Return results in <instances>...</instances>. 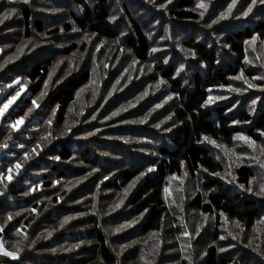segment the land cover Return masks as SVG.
<instances>
[{
    "label": "trees",
    "instance_id": "16d2710c",
    "mask_svg": "<svg viewBox=\"0 0 264 264\" xmlns=\"http://www.w3.org/2000/svg\"><path fill=\"white\" fill-rule=\"evenodd\" d=\"M126 1L133 3V0ZM116 2L123 3L122 0H28V3L0 0V91L19 80L30 94L21 100L15 112L3 118L0 126V145L8 144L5 153L16 155L3 160L4 166L0 169V224L4 225L0 244L5 251L18 252L17 259L0 254V264L168 263L169 238L163 239L164 249L159 252L149 246L144 253H137L133 242L135 232L149 234L163 230L161 222L166 205L159 195V187L165 177L178 181L186 175L198 180L200 187L188 206L204 218L223 213L242 224L244 231H253L261 225L258 219L264 216V204L247 194L243 198L224 185L222 152L216 143L228 145L237 134L255 141V145L264 140L261 134L264 133V100L247 96L249 84L254 89L264 88V80H258L254 71L256 66L264 69V4L257 0L252 7V11L260 8L255 24L244 26L242 34L233 31L227 36L216 30V23L233 0H213L208 13L217 21L216 25L211 24L209 32L202 27L195 29V33L191 30V35L185 27L191 29L193 24L200 23V16L194 10L199 0H176L174 6L167 7L169 11L163 17L156 10L151 16L144 14L148 8L137 1L130 13L125 8L116 12L115 7H123H113ZM241 2L236 0L226 18L234 19ZM246 2L247 11L251 0ZM12 8L16 11L4 18ZM110 16H121L130 32L124 34ZM164 27L169 29L167 37H163ZM77 32L96 41L121 42L132 61L149 64L147 84L151 89L165 83L166 90L152 101L135 98L127 102L125 107H129L118 118L119 122L114 123L122 125L103 130L104 124L115 120L110 119L114 107L110 106L116 91L128 83L133 72L118 65L119 70L114 68L116 72L107 73L110 77L105 76L99 85L102 71L97 53L94 55V64L98 66L93 72L95 82L89 83L92 49L67 44ZM253 36L257 38L254 42ZM157 37L162 38L157 43L162 50L153 52L151 39L155 41ZM72 52L74 61L65 58L62 63L58 62V55L64 57ZM111 57L118 58L116 49ZM181 64L189 72L187 83L186 74L183 80L179 78L182 71L177 74ZM105 67L100 69L106 71ZM154 69L158 74L153 73ZM241 74L242 79H234ZM247 78H250L249 84L245 82ZM109 92L112 94L108 95ZM224 93L237 96L242 110L234 108L237 104L231 99L224 104H211L216 94L226 96ZM167 95L178 97L169 115H173L179 128L166 139L156 125L168 113L160 109ZM209 97L211 101L205 104ZM137 103L140 104L134 106ZM35 115L39 123L27 124L17 132L11 129L10 124L16 119L31 120ZM145 117V122L140 123ZM131 129L147 134L133 136ZM89 132L94 133L89 135L91 139L99 141L100 155L93 161L88 158L89 143V147L83 146L82 152L76 155L66 142L67 139L81 141L80 137ZM151 133L157 134L153 140L147 137ZM11 137L14 144L9 142ZM165 140L168 145L163 143ZM20 146L23 149L19 151ZM115 146L120 148L119 153L114 150ZM143 148L149 149L152 156L142 168L134 165L135 170L126 171L119 167L125 163L122 156L140 155ZM56 157H59L57 161ZM72 158L75 165L70 161ZM18 163L21 168L17 176L10 182L4 179L6 170ZM149 168L153 170L149 172ZM141 173L153 179L144 178L141 184L135 185ZM62 175L59 185L53 186V180ZM235 177L247 191L254 174L247 167H239ZM60 182L67 187L63 189ZM117 204L120 206L116 207ZM8 215L12 220L6 222ZM121 245L127 247L121 248ZM138 254L143 257L136 258ZM233 261L219 254L216 246H209L202 264H234Z\"/></svg>",
    "mask_w": 264,
    "mask_h": 264
},
{
    "label": "rangeland",
    "instance_id": "374dc122",
    "mask_svg": "<svg viewBox=\"0 0 264 264\" xmlns=\"http://www.w3.org/2000/svg\"><path fill=\"white\" fill-rule=\"evenodd\" d=\"M136 1L139 5H144L148 9L144 12V14H147L148 16L152 13L153 10L160 11L163 17L168 13V6H174L176 0H171V3H167L166 8H159L157 5L160 3H165L166 0H156V4L149 3L148 1H138V0H133L132 4H128V1L122 0L123 3H114L113 7L115 6H120L122 5V8H117L115 7V11L119 12L123 8L126 10H129L130 13V8L136 4ZM131 1H129L130 3ZM135 3V4H134ZM213 0H199V4H204L206 8H198L196 7L194 10L199 14L200 16V23L198 24H193L192 28H188L185 26V30L187 34L189 33L190 35L192 32L191 30L196 32L195 29H199L202 27L205 32H209L210 27L212 26L211 24L214 18L208 13L209 7L212 6ZM198 5V4H197ZM246 6L247 2L246 0H242L238 12L235 15L234 19H221L214 25L217 26V31L221 32L222 35H227L229 36L231 32H242L244 26H251L252 24H255L257 20L259 19L258 17L260 16V8H256L252 11V14L250 15L251 12L247 16H244L242 13L246 11ZM138 7V6H137ZM72 8V7H71ZM70 8V9H71ZM131 11H135V8H132ZM201 12L204 13L203 16H201ZM138 17H140V13H136ZM151 16V15H150ZM135 19V17H133ZM122 17H116V20H114V23L120 28L119 30H122V32L129 33V27H125L124 22H122ZM236 20V21H235ZM181 27V28H182ZM212 28V27H211ZM232 28V29H229ZM168 28L164 27V32H163V37H166L170 34L168 32ZM171 30V29H170ZM77 30H75L76 32ZM148 32V30H147ZM183 32V31H181ZM252 33V32H251ZM250 33V34H251ZM149 34V32H148ZM151 34V33H150ZM242 34V33H241ZM153 36V35H152ZM151 36V37H152ZM204 36V35H203ZM162 38H156L155 41L152 40V45H154V49L156 51L162 50V48H158V41H161ZM119 40V39H118ZM77 44L76 46L80 48L81 46H84L86 50L89 48L92 49V56L90 57L89 64H91V68L89 69V83L91 82L92 84L95 82L96 76H94V68H98L94 64L95 56L97 53H99V70L102 71V75H99V85L102 84V80H104L105 76L107 73H114L116 70H119L118 65L121 66H126L128 67L131 72V79L128 78L127 82L120 90L116 91V96H114L115 101L112 103L110 106L113 107L111 109L112 113L116 112L118 109L120 110L119 114L116 116H110V119H115L111 120L110 123H106L103 125V130H109V128H119L122 124H114L115 122H119V117L121 114H123L126 110L125 105L127 102H131V100L138 98V99H150L149 101H152L154 99H158V94H162V90H166V85H161L157 87L156 89H151V86L147 84L149 81L148 74L151 70L149 64L145 65L142 63H135L134 61L129 58V54L125 49V45H122L121 42H108V41H96L93 39V37H86L84 34L81 32H77L73 34L70 39L68 40L67 44ZM251 45V44H250ZM256 46L253 45V47ZM251 47V46H250ZM118 51V58L115 60H112L111 54L114 50ZM257 52V51H255ZM75 53L72 52L68 56L60 57L58 55V62L62 63L65 58L71 59L74 61ZM259 59H263L259 58ZM109 60L108 63H106ZM112 62V63H111ZM150 63V62H149ZM105 67V70H101L100 68ZM254 71L256 72V78L258 80H264V69L262 66H256ZM130 72V71H129ZM92 73V74H91ZM153 73L158 74V71L154 69ZM186 74V81L188 80L189 77V72L188 70L184 69L179 76L181 78L182 76H185ZM185 78V77H184ZM35 80V79H34ZM147 80V81H146ZM183 80V77L181 78ZM146 82V83H145ZM247 84H249L250 78H247L245 81ZM147 84V85H146ZM17 86L16 88H12L14 86ZM6 85L4 88V91H0V102L3 101V103L0 105V107H3L4 105H8L6 110L4 111L3 115L0 116V126H1V121L3 118L9 115L10 112H15L18 108L19 105L22 103V99L24 100L25 98H29L30 94L27 91V87L24 84H19V80H16L12 85L8 86L7 89ZM147 86H149L150 89H147ZM236 87V86H234ZM256 87H251L250 90H248V97L249 96H257L258 100L263 101L264 100V88H259V89H254ZM145 89V90H143ZM169 89V87H168ZM17 90V91H16ZM86 89H84L85 91ZM142 91V92H141ZM17 92L20 94L17 96ZM239 92V91H238ZM237 92V94H239ZM82 93V92H81ZM77 96V100L80 96V94ZM226 96H222L221 94H216L215 99L211 102V104H224L227 102L228 99H231L232 102H235L237 105L234 108H240V101L238 100L237 96L227 95L224 93ZM233 94V93H232ZM9 95V96H8ZM11 95V96H10ZM172 99H167L169 95L166 96L162 106L160 109H163V112H168L166 113L163 118H159L158 120L160 121V127L159 129L162 130L165 134V138L167 139L169 135L173 136L175 133L174 131L179 128V123L174 119L172 116L169 115L170 109H174L177 105L178 102V97L177 96H172ZM15 97L14 100H12L10 103V98ZM141 104H144L145 102H140ZM134 104V106H137L138 104ZM148 106V104H147ZM171 107V108H170ZM37 109V108H35ZM242 110V109H241ZM20 118L16 119L15 121L10 124V127L13 131H19L23 128L27 127V124H31L34 122H40L38 119L35 117H31V120H27L23 118V122L20 123L17 127H12L13 123L18 121ZM47 120H44L43 122L46 123ZM51 125V124H49ZM99 126V125H98ZM133 128V127H131ZM164 129V130H163ZM170 129V131L168 130ZM131 135L133 136H146V134L139 133L133 129L129 130ZM156 133H151V137L147 135L148 138L154 139L156 137ZM91 136L89 135H84L83 137H80L81 141H73V139H67L66 142L70 144L71 148L74 150L76 155L80 154L82 152L83 146H88V143L90 144L89 150L91 152L89 153V160L93 161V159H98L100 155L99 151V141L97 138H90ZM90 138V139H87ZM11 141V144H14V141L12 137L9 139V142ZM124 141V140H123ZM163 143L165 145H168V142L165 140ZM209 144V142H206ZM8 145V144H7ZM216 146L220 149L222 152V171L223 174L222 176L225 177L224 180V185L227 184V188L237 194V195H242L245 198V195L255 197L257 201H259L261 204H264V194H257L259 192V186L261 183H264V167H261V164H264V153L261 152V149L264 148V140L259 143V145H254V147H249L248 143L243 140L239 139H233L232 142H229L228 145L221 146V144L216 143ZM7 148H1L0 152V169L4 166L3 160L8 159L9 156H14L16 158L15 154H6L5 150ZM23 147H19V151L22 150ZM115 151L118 153L120 152V148H114ZM140 152V155H136L134 153H131V156L127 155L126 157L122 156L123 160L125 163H122L119 167L121 169H132L135 170L136 166H141L138 168H142V164L151 158V151L149 149L143 148ZM11 158V157H9ZM58 159H56L57 161ZM128 162H127V161ZM72 162V165H75L76 161L74 158L70 160ZM134 162V164H133ZM16 164H14L12 167H9L6 170V175L4 176V179L7 181H12V177H16L18 174V171L15 167ZM239 167H247L251 172L254 174V179L251 185V188L253 189L252 192L249 191H244L238 187L239 183L237 182V178L235 177V171ZM61 168L64 167L61 166ZM11 169V171H9ZM56 172V171H55ZM229 173L231 175H229ZM55 173V176H59ZM11 177L9 180L8 177ZM64 175L61 176V178L56 180H53V186L59 185L60 179L63 180ZM73 177V176H72ZM71 177V178H72ZM234 177V180L232 183H229L228 180H231ZM70 178V179H71ZM147 179L148 181L152 180V176H146L144 174L141 177H137L136 183L141 184L143 179ZM39 179V178H38ZM56 179V178H55ZM37 180V179H36ZM40 184L37 185V189H40ZM60 186L64 189L67 186H64L63 183L60 182ZM98 186V185H97ZM200 187V183L196 179H192L185 176H182L181 178L178 179V181H173V178L169 177L161 181L160 185V197L164 201L166 205V214L164 216L163 221L161 222L163 225V230L162 232H152L149 234H142L139 232L134 233V248L137 251V253L140 251L144 253L149 246H151L155 251H163L164 249V243L165 240L164 238H169L170 243L168 245V248L171 247V249L168 252V255L170 256V259L168 260V263L166 264H202L203 258H204V253L205 250L209 246H216L217 251L219 254H223L225 259L232 258L234 260V264H264V216L259 218V225L256 229L253 231H244V228L242 224L239 223V226H237V222L233 221L226 216H217V217H210L207 218V221L205 218L200 215L198 212L192 210L189 208L188 203L191 200V198L196 194ZM167 189V191H165ZM34 188H31V191H33ZM97 196V194H95ZM98 202V199L96 198V203ZM197 226H200L199 228V235H197ZM116 229V228H115ZM187 232L188 235H184V233ZM223 236L224 239H220V237ZM235 237V239H233ZM159 241L160 245H159ZM172 242V243H171ZM191 245V247H189ZM223 248L225 249L224 251H220V249ZM138 257H143L141 255H136V258ZM145 257V256H144ZM235 260H238L235 262Z\"/></svg>",
    "mask_w": 264,
    "mask_h": 264
},
{
    "label": "snow or ice",
    "instance_id": "6c2138e0",
    "mask_svg": "<svg viewBox=\"0 0 264 264\" xmlns=\"http://www.w3.org/2000/svg\"><path fill=\"white\" fill-rule=\"evenodd\" d=\"M24 2H25V3H28V0H24ZM148 2H149V3L156 4V0H148ZM235 2H236V0H233V3H231V4L228 5V9H227V11H226V12H221L220 17H219L218 19H225V18L227 17V15L231 14V10H232L233 6L235 5ZM259 2L262 3V4H264V0H259ZM10 3H11V0H10ZM167 3H171V0H166L165 3H160V4H158L157 6H158L159 8H166V7H167ZM256 3H257V0H251V4L248 5L247 11H244L242 14H243L244 16H247V15L249 14V12L252 11V7H253ZM197 7H198V8H206V6H205L204 4H198ZM15 11H16L15 8L10 9L8 12H6V13L4 14V18H7L8 16L11 15L12 12H15ZM200 14H201V16L204 15L203 12H201ZM109 19H110V20H116V16H110ZM0 22H2V21H0ZM216 22H217L216 20H213V21H212L213 24L216 23ZM74 30H75V29H74ZM256 39H257V38H256L255 36L252 37L253 42H254ZM245 43H248V41H245ZM225 47H227V45H225ZM152 51L154 52V51H156V49H152ZM192 55L194 56L195 53H192ZM165 63H167V61H165ZM183 68H184V65L181 64L180 68L177 69V74H179L181 71H183ZM149 70H151V69H149ZM242 78H243V77H242V74H241V76H239V77H234V79H242ZM45 83L47 84V82H45ZM117 83H119V81H117ZM160 83H163V81H161ZM185 83H187V81H185ZM249 87H253V85L249 84ZM235 91H239V89H235ZM19 94H20V93L17 92V96H18ZM111 94H112L111 92L108 93V95H111ZM93 95H95V93H94ZM14 99H15V97H11L9 103H10L12 100H14ZM167 99H172V97L169 96V97H167ZM211 99H212V98L209 97V100L205 101V104L209 103V102L211 101ZM255 103H256V101L253 100V104H255ZM33 104L36 105V102L33 101ZM37 106H38V105H37ZM7 107H8L7 104L4 105L3 107H0V116L3 115V113H4V111L6 110ZM156 107L158 108V107H160V105H156ZM124 110H126V109H124ZM31 111H32V109L30 108V109H29V112H31ZM119 112H120V110L118 109L116 112H113V113H112V116H116V115H118ZM81 114H82V113H81ZM26 115H27V113H26ZM93 119H95L94 116H93ZM146 119H147V118L145 117V119H144V120H141L140 123H144ZM22 122H23V118H20L18 121H16V122L13 123L12 127H17V126H18L20 123H22ZM48 123H51V121H49ZM234 123H236V122L234 121ZM159 126H160V125H156V127H159ZM69 130H70V129H69ZM168 130L170 131V129H168ZM93 134H94V133H92V132H89V133H88V135H93ZM261 134L264 135V133H261ZM205 139L207 140L208 138L205 137ZM234 139H239V140L246 141V142L248 143L249 147H254V145H255V141H251L250 138L245 137V136H243V135H241V134H237V136H235ZM210 142L213 143V144H215V141H210ZM0 147L7 148L8 145L5 143V144L0 145ZM21 147H22V146H21ZM33 151H35V149H33ZM261 152L264 153V148L261 149ZM26 157H27V154H26ZM56 159H59V157H56ZM260 166H261V167H264V164H261ZM15 167H16V169H17V171H18V170L21 168V165L18 163V164L15 165ZM152 170H153L152 168H149V169H148L149 172H151ZM9 171H11V169H9ZM94 171H95V170H94ZM204 171H207V169H205ZM89 175H91V173H89ZM140 175L143 176L144 173H141ZM213 175H219V173H213ZM229 175H231V174L229 173ZM8 179L10 180L11 177L9 176ZM106 179H107V177H106ZM221 179H225V177L221 176ZM233 180H234V177H233L231 180H228V182H229V183H232ZM78 182H79V181H78ZM249 183L251 184V181H250ZM238 187H239L240 189H242V190H244V188H245L244 185H238ZM246 190L249 191V192H252V191H253V189H252L251 187L247 188ZM165 191H167V189H165ZM0 194H2V193H0ZM257 194H264V183H261V184H260V186H259V192H258ZM121 203H122V201H121ZM119 206H120L119 204L116 205V207H119ZM221 216H223V213H221ZM67 219H68V218H65V222H67ZM11 220H12V216H11V215H8V217L6 218V222H7V221H11ZM205 220L207 221V217H205ZM132 223H135V221H133ZM128 226H131V224H129ZM237 226H239V223H238V222H237ZM199 228H200V226H197V233H196L197 235H199ZM3 230H4V225H3V224H0V231H3ZM120 230H121V229H116V231H120ZM184 235H188V233L185 232ZM220 239H224V237L221 236ZM233 239H235V237H233ZM14 247H15V246H14ZM125 247H127V246H126V245H121V248H125ZM189 247H191V245H189ZM224 250H225V249H223V248L220 249V251H224ZM0 254H3L4 256L10 257V258H12V259H17V258H18V252L5 251V250L3 249V245H2V244H0ZM190 264H191V261H190Z\"/></svg>",
    "mask_w": 264,
    "mask_h": 264
}]
</instances>
